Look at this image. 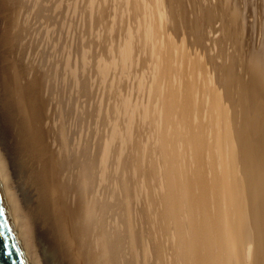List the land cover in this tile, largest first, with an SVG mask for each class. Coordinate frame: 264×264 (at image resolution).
<instances>
[{
	"label": "bare ground",
	"instance_id": "6f19581e",
	"mask_svg": "<svg viewBox=\"0 0 264 264\" xmlns=\"http://www.w3.org/2000/svg\"><path fill=\"white\" fill-rule=\"evenodd\" d=\"M171 1L0 0V191L28 264H264V0H206L219 96Z\"/></svg>",
	"mask_w": 264,
	"mask_h": 264
},
{
	"label": "rangeland",
	"instance_id": "374dc122",
	"mask_svg": "<svg viewBox=\"0 0 264 264\" xmlns=\"http://www.w3.org/2000/svg\"><path fill=\"white\" fill-rule=\"evenodd\" d=\"M209 1L211 3L214 2V0H209ZM170 3L172 4L173 15L175 17L176 25L178 26L177 29H178V32H179V36L176 35V37L174 39V43L173 44H175V45H173V47L178 45V47L180 48L181 44H184V42H186L189 46H192L193 45V36H192V34L196 30V28L198 26L199 27L202 26V28H201L202 29V34L201 35L203 37V45L206 47L207 46L206 42L207 43L209 42V45L206 47V51H207L208 56L211 58L210 59L211 67L213 66L214 68H216L215 69V75L213 76V81L217 85L216 88L218 89L217 90L218 96L221 95V93H222L221 92V90H222L221 77H222V75H224L223 74V71H224L223 68L226 67V66L228 67L230 65V53L227 51L228 45L226 43H224V41L222 39L223 33H222V29H221L222 27H221L220 20H215L211 25H209L207 23V17H206V11H205L206 0H182V1H180V0H172ZM187 3H188L189 6H187ZM164 6L165 7L167 6V8L164 7L165 8V12L167 13L166 15H168V17H170L169 19L172 20V18L170 16L169 8H168L169 7L168 0H165ZM166 9H168V11ZM163 12H164V10H163ZM190 16H192V18ZM193 19H195V20H193ZM182 21H184V27H183ZM180 24H181L182 28L180 27ZM215 26L217 28H215ZM206 30L207 31H211V32L206 33ZM215 31L218 32L219 35H217V33ZM184 32L187 33V37L183 35ZM209 34H210L211 37L209 36ZM215 36H217V37H215ZM189 39H191V40H189ZM216 39H218V40H216ZM212 40H214V41H212ZM181 41H182V43H181ZM213 43H215V44H213ZM213 46L216 47V48H214ZM209 50H211V53L213 54V55L211 54L212 56L209 55L210 54ZM172 51L174 52V50H172ZM214 52H216V54ZM226 58H228L227 59L228 61L226 60ZM197 59H198V61H201L200 58H197ZM215 59H218V60H215ZM209 70H210V68H209ZM194 72L197 73V70H195ZM209 74H210V72H209ZM219 84H220V86H219ZM219 91H220V93H219Z\"/></svg>",
	"mask_w": 264,
	"mask_h": 264
},
{
	"label": "water",
	"instance_id": "95a60500",
	"mask_svg": "<svg viewBox=\"0 0 264 264\" xmlns=\"http://www.w3.org/2000/svg\"><path fill=\"white\" fill-rule=\"evenodd\" d=\"M0 264H28L1 191Z\"/></svg>",
	"mask_w": 264,
	"mask_h": 264
}]
</instances>
